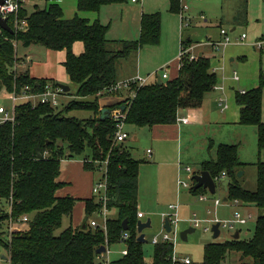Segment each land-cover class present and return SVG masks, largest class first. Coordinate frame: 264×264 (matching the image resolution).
<instances>
[{
	"label": "trees",
	"instance_id": "1",
	"mask_svg": "<svg viewBox=\"0 0 264 264\" xmlns=\"http://www.w3.org/2000/svg\"><path fill=\"white\" fill-rule=\"evenodd\" d=\"M45 9L35 8L29 13L26 2L19 19L27 21V27L17 31L12 19L9 25L14 34L0 28V94L14 91L20 96L27 87L34 94L44 91L47 84L60 87L54 80L33 78L30 73L17 70V43L25 46L40 45L54 52L66 51L64 68L70 82L78 86L76 98L60 111L50 104L20 103L16 106L15 123L0 127V259L7 257L10 264H98L96 251L116 244H124L128 254L112 264H172L174 246L161 243L154 246L152 260L145 259L144 243L138 242V197L139 176L142 161L132 157L124 146H114L115 122L101 119L104 89L118 82L117 65L120 60L145 47L158 46L162 37L160 13H144L140 35L135 41H120L121 49H109L107 35L110 26L100 21L91 23L76 15L65 19L58 0H47ZM55 1V2H52ZM242 12L237 23L247 24L248 0H243ZM128 0H77L79 12L98 13L103 7L122 5ZM170 12H181V0H170ZM84 44L80 56L73 53L75 43ZM190 47L192 40H182ZM157 80L136 88V97L130 96L111 109L126 106V124L137 128H152L158 125L177 123L181 110L199 109L207 94L213 92L219 78L212 70L210 60L198 57L182 60V66L173 79ZM131 91H129L130 93ZM64 95V92L62 93ZM66 94V93H65ZM264 72L260 73L258 86L246 92H236L235 101L240 107L239 124L257 128L259 153L264 151L263 122ZM118 96V95H117ZM94 98L92 102L88 98ZM72 111H89L92 117L84 120L64 116ZM216 159L201 164L200 171L208 172L218 188L223 182L218 178L223 173L230 185L226 191L227 201H239L264 209V162L256 165L257 184L254 191L241 185L238 173L247 165L241 163L238 145H215ZM90 155L86 156V152ZM82 158L86 170H96L95 162L109 160V209H116L117 216L107 221V230L93 228L90 224L100 211L95 198L85 201L83 226L72 225L57 234L64 219L72 220L77 200L59 198L57 192L64 187L58 181L63 160ZM192 177V180H193ZM195 181H193V187ZM190 189L191 194H209L203 188ZM12 206V211L9 209ZM28 218L26 231H10V220L17 222ZM127 220L128 231L123 223ZM145 232V231H144ZM129 234L123 242L122 237ZM240 235V234H239ZM231 253L252 260V264H264V216L256 222L252 238L242 241L232 239L223 244L205 247L203 264H221Z\"/></svg>",
	"mask_w": 264,
	"mask_h": 264
},
{
	"label": "rangeland",
	"instance_id": "2",
	"mask_svg": "<svg viewBox=\"0 0 264 264\" xmlns=\"http://www.w3.org/2000/svg\"><path fill=\"white\" fill-rule=\"evenodd\" d=\"M29 1L31 2L26 6V9L29 13L35 11L36 7H38L39 9H45L51 3L47 0ZM240 3L241 5H243L244 1H240ZM63 5L66 10L64 18H74L75 15H73V12L75 11L73 10L75 9L74 7L77 6V0H65V4L63 3ZM183 5H186L188 7V10L183 14V28L180 13L175 14L170 12V0H142V2L138 3H133L132 0H128V2L125 4L111 6L113 9L108 10L111 11V15L113 12H116L120 15V13L122 12V8L125 15L128 16V20L125 23H120V16L118 19H114L113 16L106 17V13L102 17V22L104 23V25L110 26V33L108 34L109 49H112L111 47L115 44H121L119 42L123 39H135L137 37L139 32L138 20L142 12L147 14L160 13L162 17V26L164 22V26L166 28V22L168 21L169 25L171 26L170 28L177 31V59H179L180 39L184 41L191 39L194 44H205L209 41V39L214 37L216 38L220 34V31L224 29L228 32L232 40V44L218 53L219 56L224 58V65L222 64L223 62L217 64V67L220 68L217 70L218 76L220 77L222 76V74H225L226 76H231L232 78L234 72H236L240 79L239 88L244 87L248 88V90L255 88L259 82L260 72H264V41L262 42L261 40H259L261 35H259V37H254L255 34H257V28H255V24L251 22H249L248 25H237L236 29L232 31L233 26H231V23L229 22L231 21V19L226 17L230 16L233 13V7H235L234 11L237 10L239 6L238 0H186L181 4V8ZM83 14L84 13H80L77 11V15L79 17L84 18ZM222 17H224V20L222 22V27H220L219 25ZM186 18L188 19V21L186 20ZM174 21L176 24L173 23ZM164 35L165 32H163V38L161 41L162 44L160 43V45L158 46H153L154 48H148L146 54H144L141 70L142 74L146 75L147 73L145 72L147 70L154 68L165 56H167L171 51L174 50V39H171L169 41L165 39ZM243 35H246L247 38L244 42L241 41ZM114 39H118L120 41ZM259 42L263 44V49L261 48L262 50L254 47V43ZM164 44L166 45L165 48H163ZM203 47H200V49H197V51L204 50ZM228 50L230 51V53L226 55V52ZM233 51L239 52L240 55H233ZM58 57V52L48 50L40 45L25 46L21 42L17 43V58L19 60L17 64L21 71L27 69L26 66L29 65V68L36 75L49 76L48 78H55L53 76L57 75V84L70 87V91L68 93H64V95L62 94L59 96L58 108L60 111H62L69 102L76 98L78 86L71 82L65 83L63 79H59L60 76L64 74V65H62L60 58ZM242 57L244 59H242ZM231 59H233L234 62H230ZM166 66L167 65L157 69L156 72L159 76L164 73V69L166 68ZM135 68H137V66H135ZM167 68L169 73L170 68ZM156 72L152 73V75L156 74ZM233 91H239V89ZM93 100L94 98L92 97L87 99V101L89 102H92ZM34 102H37V100H34ZM0 106H5L8 109L11 108L12 102L8 94H0ZM92 115L93 114L89 111H72L65 114L64 116H66L67 118L84 120L90 118ZM133 135L134 134H131L126 143L128 142V146H130V142L132 141L135 143L134 146L132 145L131 147L132 155L135 159L143 161L140 175L142 188L139 192L138 205L143 211L148 213L147 217L143 221L146 222L149 218L152 221V227L145 230L144 232L147 240V242L144 244L145 259L147 262H150L152 259V239L163 232L162 214H170L169 205L172 203L180 204L181 220L182 218L189 219L194 214H196L197 217L202 220L201 226L199 228H195L192 223L181 222L179 224L177 243L175 244L174 242H171V244L174 246V255L180 259L190 258L194 264H203L204 250L206 246L211 244H223L227 241H231L238 231H240V240L245 241L252 238L258 218L260 216H264V209H259L254 205L247 206L246 204L240 202L237 206H221L218 209V218H216V208L211 207L209 203L200 202L199 195L191 194L190 190L188 191L187 189L183 188L184 190L181 191L182 194L180 193V197L178 199L176 196L177 190H175L174 188L166 187L165 189H162L161 193L157 192L156 186L154 189H151L147 186L146 182L149 181V178L150 182L151 179L154 180L153 177L156 174V169L155 167L150 168L151 166L149 165L151 161L150 159H147V155L145 154L150 146L145 138L141 140V137L138 136V139H136ZM198 138L199 137L195 138L194 145H185L182 151V163L188 164L191 167L192 171L194 170L196 173L200 171L201 164L199 163V158H202L201 152L203 153L202 149L199 148L200 146L202 147V140ZM208 140L209 139H207L206 146H208ZM250 145L251 141L250 138H248L247 148H249ZM255 149L257 150V146H255L254 141V150ZM205 153L207 154V159H209L210 151L207 149ZM88 155H90L89 150L86 152V156ZM186 158H188L187 161ZM262 159L264 160V158ZM242 172L245 173V175H243L241 179L242 187L246 190L254 191L257 184L256 167L254 166L253 168L251 166L249 167L247 172L244 170ZM192 176L193 175L190 176L185 172L182 174V178L190 182ZM209 198L210 200H214L220 199L222 197L220 196V192L218 190L217 194L212 195ZM224 204L226 203L224 202ZM208 209L212 212L211 215L207 214ZM237 212H241L243 217L246 219H248V216L252 214V218L248 220V223L246 225L237 226L234 230L221 227V235L220 237L215 239L212 232V227L215 224V221L217 219H220L222 221H232L235 219V214ZM115 216H117V210H110L109 218H115ZM93 218L98 221L103 220L99 216H94ZM67 225L68 219L65 218L63 227L60 231L57 232V234L65 230L67 228ZM19 228V231H26L28 229V225L25 224L23 226H20ZM191 228L195 229V232L188 235L187 241H183L181 238V233ZM206 229H209V231H206ZM15 231L18 230H14L13 232ZM174 235V233L171 234L172 237H174ZM123 248H125V245L122 243L110 247L109 260L111 263L123 257ZM2 263L4 264L5 262L2 261ZM221 264H252V260L249 258L245 259L238 253H231Z\"/></svg>",
	"mask_w": 264,
	"mask_h": 264
},
{
	"label": "crops",
	"instance_id": "3",
	"mask_svg": "<svg viewBox=\"0 0 264 264\" xmlns=\"http://www.w3.org/2000/svg\"><path fill=\"white\" fill-rule=\"evenodd\" d=\"M240 1H243V0H238L239 6L237 10L234 11L235 7H233L232 8L233 13L230 16L226 17V18L231 19V21L229 20L228 21L231 23L230 25L233 26L232 31L236 29L237 25H245V24L237 23V19L240 17V11H242V6H243L241 5ZM30 2L31 1L28 0L26 2V6ZM63 3L65 4V0L58 1V4L62 8L64 12V17H65L66 10H65ZM111 6H117V5H111ZM111 6L103 7L101 11L98 13H93V12H80V13H84L83 19L89 20L91 23L98 20L104 25V23L102 22V17L104 16L105 13H106V17L113 16L114 19H118L120 16L119 18L120 23L127 22L128 16L125 15L124 10L121 7H118V8H121V11H122L120 15L116 12H113L111 15L110 14L111 11H108V10L113 9ZM74 8H73L74 9L73 11L75 12H73L74 13L73 15L76 16L77 11H78V6ZM143 14L144 12L141 13V16L138 20L139 32H138L137 37L135 39L134 38L127 39V40L123 39L122 41H131V40L135 41L139 38L140 25H141V19H142ZM223 20H224V17L221 18V22L219 25L220 27H222ZM108 21H111V20H108ZM249 22L255 24V28H257V34H255L254 37L256 36L259 37V35H261L259 40L263 42L264 41L263 40L264 39V34H263L264 33V0H248L247 24L246 25H248ZM173 23H175V21ZM170 27L171 26L169 25L168 21L166 22V28L163 22L161 41L163 38V32H165V35H164L165 39L169 41L171 39H174V50L171 51L167 56H165L159 62V64H157L154 68L147 70L145 72L147 73L146 75L142 74V71H141L144 54H146L148 48H154V47L142 48L138 52L129 55L125 59L120 60L117 65L118 82L125 81L127 79H130L136 76L149 77L152 75V73L156 72L157 69L165 65H167L166 67L170 68V71L168 73L169 79H173L177 76L178 71H179V64H178L179 62H178L177 54H176L177 31H175L174 29H171ZM109 33L110 32H108V34ZM108 38L109 37L107 35V39ZM114 40H118V39H114ZM181 40L182 39H180L179 44L181 43ZM188 40H191V39H188ZM221 40H222V36H221V31H220V34L216 38L214 37V38L209 39L207 43L194 44L192 41V45L190 46L192 48L191 53L193 55L198 56V57H204L210 60L212 69H215L216 74H217V70L220 69L219 67H217V64L223 62L222 64L224 65V58L219 56V54L210 45V43L220 42ZM165 47L166 45L164 44L163 48ZM200 47H203L204 50L197 51V49H200ZM254 47H257L256 43H254ZM111 48H112L111 50L113 51H119L122 47H121V44L119 45L115 44ZM83 52H84V44L81 42L75 43L73 46V53L77 56H80L81 54H83ZM228 53H230L229 50L226 52V55H228ZM58 54H59L58 58H60L62 65H64L66 61V57H67L66 51L58 52ZM233 55H240V54L237 51H233ZM242 59L244 58L242 57ZM230 62H234V60L231 59ZM16 66H17L18 72L28 71L33 78L54 80L57 83V80H56L58 78L57 75L53 76L55 78H48L49 76H40V75H36L35 73H33L32 70L29 68V65L26 66L27 69H25L24 71L20 70V68L18 67V64ZM135 66H137V68H135ZM218 78H219V82L217 85L224 86V91L213 90V92L207 94L202 107L199 109L181 110L179 112V117L189 119L188 124L177 122L176 124H172V125H158L152 128H137L135 126L127 125L128 126L127 132L129 133V138L131 134H134L133 136L136 139H138V136L141 137L140 138L141 140L145 138V140L148 141V144L150 146L147 149L145 154L147 155V159H150L151 161L149 165L151 166L150 168L155 167L156 169V174L153 177L154 180L151 179V182H150V178H149V181L146 182L147 186L150 187L151 189L152 188L154 189L156 186L157 192L161 193L162 189H165L166 187L174 188L175 190H177L176 196L179 199L181 191L184 190L183 188H180L178 186V177L181 173L179 172V169H180V166L188 165V164L182 163V158H183L182 151L185 145H192V144L194 145L196 137H199L202 140V147L201 146L199 147L203 151V153L201 152L202 158H199L200 164L206 161L212 160V159L213 160L216 159V149L209 150V145L211 142H214L216 146L220 144L238 145L240 161L241 163L247 165V167L244 170L246 172L249 169V167L252 166L254 168V165H256L259 161L264 162V160L262 159L264 158V151L262 153H259V150H258L257 128L251 127V126H242L239 124L240 107L237 105L235 101V95H236V92L249 91L248 88H244L243 86H242L243 88H239L240 79L239 81L236 82L231 78V76L229 77V76H226L225 74H222V76L220 77L218 76ZM59 79H63L65 83L70 82V78L67 75L65 68H64V74L61 75ZM154 80L155 79L152 78L151 82H153ZM255 88H252V89H255ZM236 89H239V91L234 92L233 90H236ZM129 95H130L129 92H123L120 95L114 96L112 98H115L121 102V101H125L126 99H128ZM220 98H224L227 102L228 108L225 111H222L221 107L219 106L218 100ZM263 121H264V95H263ZM141 130H145V131H141ZM248 138H250V141H251V145L249 148H247ZM207 139L210 140V141L208 140V146H206ZM254 141H255V146H257V150L256 149L254 150ZM134 144L135 143L133 141L130 142V146H128V142L127 143L125 142L124 144V146L127 148L128 152L131 153V155H132L131 147L132 145L134 146ZM206 147L210 151L209 159H207V154L205 153V151L207 150ZM187 159L188 158H186V161ZM139 161H142V160H139ZM194 173L196 172L193 170V174ZM140 175H141V172H140ZM97 180H98V175L94 171H91V170L89 171L85 169L82 158L62 161L61 174H60L58 181L60 183H64V187L57 192V197L59 198L72 197L77 200V204L74 209L72 220L71 221L68 220L67 227L72 225L74 228H80L84 225L85 208H86L85 201L91 200L92 198H94L92 190ZM141 188H142L141 179L139 176V192ZM218 190L220 192V196L222 197L220 199L223 200V205L221 206H224V205L228 207L231 206L232 205L231 202L226 200L227 199L226 190L223 187V185H222V188H218ZM224 202L226 204H224ZM206 203H209L211 207L216 208L215 216L216 218H218L217 213H218V209L221 206L216 207L214 204V201L210 199L206 201ZM172 204H175V203H172ZM177 204L179 205V213H180V204L179 203ZM247 206H250V205H247ZM138 211L140 213H144L145 218L147 217L148 213L143 211L139 207V205H138ZM207 214L211 215L212 212L211 211L210 213L207 212ZM250 215L252 216V214ZM191 218L189 219L182 218L181 222L191 223L190 222ZM144 219H142V221ZM151 224H152V221H151ZM125 249L126 247L123 248V250ZM2 261L5 262L4 264H8L2 258H1L0 264H3Z\"/></svg>",
	"mask_w": 264,
	"mask_h": 264
},
{
	"label": "built area",
	"instance_id": "4",
	"mask_svg": "<svg viewBox=\"0 0 264 264\" xmlns=\"http://www.w3.org/2000/svg\"><path fill=\"white\" fill-rule=\"evenodd\" d=\"M28 0H6L2 6H0V15L3 19H6L9 23V19L13 18V24L15 26V29L17 31L23 30L27 27V21H21L19 19V12L25 2ZM186 0H181V4L184 3ZM133 3H138L142 2V0H132ZM188 10V7L186 5H183L181 8V20H182V28H183V22H184V17L183 14ZM188 21V19L186 18ZM221 36L222 40L220 42L216 43H210V45L215 49L217 53L225 49L227 46L232 44V40L228 34V32L224 29L221 30ZM246 35H243L241 38V41L244 42L246 40ZM256 46L258 49H261L263 44L256 43ZM192 48L191 47H185V45H182V40L180 43V51H179V59H178V64L179 68L182 66V60L184 58H189L190 61H195L197 59V56L193 55L191 53ZM213 72L215 73V69H212ZM158 77L161 78V80H167L169 79L168 75V68L166 67L164 69V73L159 76L158 73L151 75L149 77H140L136 76L130 79H127L125 81L117 82L116 84L111 85L110 87L104 89L102 92L98 94V96H101L102 98H112L114 96L120 95L123 92H130V98L131 100L136 97V91H133L134 87L140 88L148 83L151 82V79L154 78L155 80L158 79ZM232 79L234 81H239V76L236 72H234ZM215 91L221 90L224 91V86H219L216 85L214 87ZM63 91L60 87H54L52 84H47L44 88V91L40 94H34L33 91L30 90L29 87L24 89L22 95H18L15 91L11 93L10 100L12 102V106L10 109L6 108L5 106H0V127L8 124V123H15L16 120V106L19 105L20 103H25V102H32L34 105L35 104H50L53 107H58V99L59 96L62 95ZM244 93V92H243ZM34 100H37V102H34ZM22 101V102H20ZM219 106L221 107L222 111H225L228 108L227 102L224 98H220L218 100ZM125 106V105H124ZM126 110V106H125ZM121 107H117L114 109H111V118L115 122V139H114V146L121 145L125 143L128 138H129V133L127 132V124H126V119H127V113L125 112ZM178 123H183V124H188L189 119L188 118H182L178 117L177 119ZM96 164V170L95 173L98 175V180L95 182L93 186V196L96 199V201L100 204V211L97 213V216L101 217L103 220L99 222L96 219H92L90 222L91 226L93 228L97 227H102L105 231L107 230V221L110 219L109 218V182H108V164L109 160H106L104 162H95ZM180 175L178 177V186L180 188L188 189L190 190L193 187V180L191 179L190 181L184 180L182 178V172L188 174V175H193V171L191 167L189 166H180L179 169ZM219 182L225 181L226 180V174L223 173L220 178H218ZM212 196L210 193L209 194H200L199 195V200L201 202H206L208 201ZM214 204L216 207L223 205V201L221 199H214ZM240 202L239 201H233L231 202L232 205L237 206ZM0 209H2V200L0 198ZM170 214L163 213L162 214V219H163V232L154 237L151 241V244L153 246H157L161 243H177L178 240V230H179V224L181 223V217L179 213V205L178 204H172L169 206ZM12 211V206L9 209V213ZM210 213V211H208ZM249 218L246 219L243 217V215L240 212H237L235 214V219L232 221H222L217 219L215 221L216 223H220V230L221 227L234 230L237 226H242L246 225L248 223V220L252 218L251 215L248 216ZM138 218L140 220L145 218L144 213L138 214ZM166 220L169 221L170 226H171V232H167L164 228ZM28 218L24 217L22 219H19L17 222L10 220V231L13 232L14 230H20V226H23L27 224ZM190 222L194 225L195 228H199L201 226L202 220H200L196 214H194L190 220ZM214 224V225H215ZM213 225V226H214ZM213 228V227H212ZM206 231H209V229H206ZM174 233V237L171 236V234ZM129 239V234L125 233L122 237L123 242H126ZM106 247V252L98 256V264H112L109 260V247ZM128 254V250L125 249L122 251V255L126 256ZM8 259V258H7ZM1 261V260H0ZM8 264H10L9 260H6ZM171 262L172 264H194L193 261L190 258H184L180 259L173 255L171 257Z\"/></svg>",
	"mask_w": 264,
	"mask_h": 264
},
{
	"label": "water",
	"instance_id": "5",
	"mask_svg": "<svg viewBox=\"0 0 264 264\" xmlns=\"http://www.w3.org/2000/svg\"><path fill=\"white\" fill-rule=\"evenodd\" d=\"M5 1L6 0H0V6H2ZM0 28L3 31H6V32H8L10 34H14V30L10 27L8 21L6 19H3L1 17V15H0ZM157 83L159 85L163 84V82H162L160 77H158ZM60 88L62 89V91L64 93H68L70 91V87H66V86L60 85ZM119 103H120V101H118L115 98H104V99H102L101 106H102L103 109H102V112H101V119L103 120L105 117L106 118H110L111 117V107H113L114 105L119 104ZM121 108L123 110H125V106H121ZM243 175H244V172H242V171L238 173V177L239 178H242ZM193 181H195V185L193 187L194 190H198V189L203 188V189L207 190L211 195H215L216 194L217 185H216L214 179L211 177V175L208 172H201L200 174L195 175L193 177ZM222 185L225 188V190L227 191L228 187L230 185V180L226 179L223 182ZM123 227H124V230L128 231L129 228H128L127 220L124 221ZM137 227H138V233L140 235L139 238H138V242L145 244L147 242V240H146V236H145L144 231L152 227L151 219H148L146 222H144L142 220L138 221ZM85 228H86V226L84 225L83 229H85ZM164 228H165V230L167 232H171V226H170V223H169L168 220H166ZM194 232H195V229H192V228L188 229L187 231H184L183 233H181L182 240L183 241H187L188 235L191 234V233H194ZM212 232L214 234V238L215 239L220 237V235H221L220 223H216L213 226ZM239 234H240V232L238 231L235 234V236L233 237V239L238 240L240 238ZM105 252H106V247L103 246V247L99 248L96 251V254L97 255H101V254H103ZM2 259L6 261L7 257L3 256Z\"/></svg>",
	"mask_w": 264,
	"mask_h": 264
}]
</instances>
